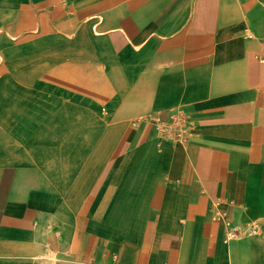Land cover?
Here are the masks:
<instances>
[{
	"label": "crops",
	"instance_id": "0c3cea01",
	"mask_svg": "<svg viewBox=\"0 0 264 264\" xmlns=\"http://www.w3.org/2000/svg\"><path fill=\"white\" fill-rule=\"evenodd\" d=\"M0 264H264V0H0Z\"/></svg>",
	"mask_w": 264,
	"mask_h": 264
},
{
	"label": "built area",
	"instance_id": "2783aa9c",
	"mask_svg": "<svg viewBox=\"0 0 264 264\" xmlns=\"http://www.w3.org/2000/svg\"><path fill=\"white\" fill-rule=\"evenodd\" d=\"M154 121L156 122V126L158 127V129L160 131H162V132L167 131L168 126L165 125L164 123H162L158 117H155ZM177 131H178V134H181V135L187 134L185 126L179 127ZM224 226L226 227V231H227V236L228 237H231V236L235 235L236 229H235L234 226H232L230 224V222L224 221Z\"/></svg>",
	"mask_w": 264,
	"mask_h": 264
},
{
	"label": "bare ground",
	"instance_id": "6f19581e",
	"mask_svg": "<svg viewBox=\"0 0 264 264\" xmlns=\"http://www.w3.org/2000/svg\"><path fill=\"white\" fill-rule=\"evenodd\" d=\"M189 31V30H188ZM252 47V46H251ZM61 89V88H60ZM67 92H69V90L67 91ZM65 93V92H64ZM60 94V93H59ZM72 95V94H71ZM70 95V96H71ZM73 96V95H72ZM71 96V97H72ZM88 98V97H87ZM68 100V99H67ZM80 101V100H79ZM78 101V102H79ZM90 103V102H89ZM95 107V106H94ZM104 108H106V107H104ZM107 109V108H106ZM87 123H89V122H86V124H85V127H90V128H92V127H96V125H93V124H91V123H89V124H87ZM89 125V126H88ZM86 158H88L91 162H93L94 164L96 163V151H91L90 153H89V156H87Z\"/></svg>",
	"mask_w": 264,
	"mask_h": 264
},
{
	"label": "rangeland",
	"instance_id": "374dc122",
	"mask_svg": "<svg viewBox=\"0 0 264 264\" xmlns=\"http://www.w3.org/2000/svg\"><path fill=\"white\" fill-rule=\"evenodd\" d=\"M96 164V163H95Z\"/></svg>",
	"mask_w": 264,
	"mask_h": 264
}]
</instances>
